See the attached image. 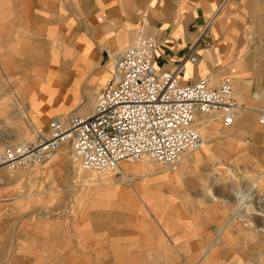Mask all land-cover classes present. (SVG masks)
<instances>
[{"label":"rangeland","instance_id":"374dc122","mask_svg":"<svg viewBox=\"0 0 264 264\" xmlns=\"http://www.w3.org/2000/svg\"><path fill=\"white\" fill-rule=\"evenodd\" d=\"M37 51L0 47V150L47 129L30 119L21 91L22 72L34 71ZM236 97L245 109L235 125L199 119L205 144L171 168L144 159L99 174L73 167L64 148L31 171L0 170V235L9 233L12 252L25 247L23 231L40 226L37 236L64 237L66 227V237L83 248L81 226L92 231L117 212L120 219L133 215L141 228L133 231L131 264H264V125L251 93ZM85 234L97 250V236Z\"/></svg>","mask_w":264,"mask_h":264},{"label":"crops","instance_id":"0c3cea01","mask_svg":"<svg viewBox=\"0 0 264 264\" xmlns=\"http://www.w3.org/2000/svg\"><path fill=\"white\" fill-rule=\"evenodd\" d=\"M143 38L157 40L160 71H175L199 46V63L181 71L184 84L231 79L242 97L264 86V0H0V47L38 50L34 71L22 72L21 91L30 119L45 128L52 119L89 113L115 58ZM118 214L94 224L97 250L88 248L85 233L92 231L83 224V248L66 237V227L64 237L52 238L37 236L36 226L19 233L25 247L11 252L4 232L0 264H131L133 231L141 228L133 215Z\"/></svg>","mask_w":264,"mask_h":264},{"label":"built area","instance_id":"2783aa9c","mask_svg":"<svg viewBox=\"0 0 264 264\" xmlns=\"http://www.w3.org/2000/svg\"><path fill=\"white\" fill-rule=\"evenodd\" d=\"M159 45L143 38L117 57L111 77L95 96L94 108L81 116L50 121L32 140L0 150V170L31 171L35 166L70 150L73 167L99 174L118 171L125 162L144 159L171 168L183 162L202 143L201 116L233 127L245 109L231 79L216 85L207 77L192 84L181 82L185 64L200 61L198 45L175 71L155 65ZM260 103L255 110L264 125V86L251 94Z\"/></svg>","mask_w":264,"mask_h":264},{"label":"bare ground","instance_id":"6f19581e","mask_svg":"<svg viewBox=\"0 0 264 264\" xmlns=\"http://www.w3.org/2000/svg\"><path fill=\"white\" fill-rule=\"evenodd\" d=\"M19 111V114H20V117H24L25 115H24V112H23V110H18ZM200 123L201 124H204V125H206V123H207V120H206V118H205V116H201L200 118ZM199 119H198V130H199V133H200V128H199V126H200V123H199ZM200 135H201V133H200ZM201 137H202V135H201ZM32 140V139H31ZM30 140V141H31ZM29 142V141H28ZM25 143H27V142H25ZM22 144H24V143H22ZM203 144H205L204 143V139H203V137H202V143H201V145L197 148V150L200 148V147H202V145ZM21 145V144H20ZM196 151V150H195ZM184 161V160H183ZM260 212H263V210H261ZM225 229V228H224ZM218 233H220V235L222 234V232L220 231V232H218ZM211 249V248H210ZM210 249H207V251H206V253H208L209 251H210ZM113 253V252H112Z\"/></svg>","mask_w":264,"mask_h":264}]
</instances>
